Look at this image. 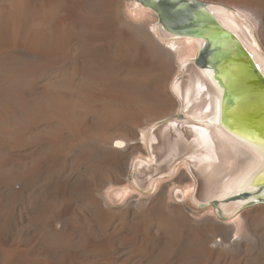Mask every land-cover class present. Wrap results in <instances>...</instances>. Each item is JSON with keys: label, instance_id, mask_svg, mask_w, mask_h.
Returning <instances> with one entry per match:
<instances>
[{"label": "bare ground", "instance_id": "6f19581e", "mask_svg": "<svg viewBox=\"0 0 264 264\" xmlns=\"http://www.w3.org/2000/svg\"><path fill=\"white\" fill-rule=\"evenodd\" d=\"M206 1L264 75V0ZM152 10L0 0V264H264L261 141Z\"/></svg>", "mask_w": 264, "mask_h": 264}, {"label": "water", "instance_id": "95a60500", "mask_svg": "<svg viewBox=\"0 0 264 264\" xmlns=\"http://www.w3.org/2000/svg\"><path fill=\"white\" fill-rule=\"evenodd\" d=\"M138 1L156 12L167 32L205 39L195 65L213 70L224 91L221 125L237 136L264 141V75L237 36L215 21L210 4L196 0ZM261 200L264 202V197Z\"/></svg>", "mask_w": 264, "mask_h": 264}, {"label": "rangeland", "instance_id": "374dc122", "mask_svg": "<svg viewBox=\"0 0 264 264\" xmlns=\"http://www.w3.org/2000/svg\"><path fill=\"white\" fill-rule=\"evenodd\" d=\"M196 1H199V2H202V3H206V4H221V3H216V2H208V1H206V0H196ZM140 2V1H139ZM223 6H229V5H226V4H223ZM229 8H233V7H231V6H229ZM233 9H235V8H233ZM153 11V13L155 14L156 12L154 11V10H152ZM127 15H129L128 13H127ZM128 17V16H127ZM132 17V16H131ZM129 20H132V21H134V22H137L138 20H140V21H138L139 23H142V22H145L146 20H148V21H153V19L154 18H156V14H155V16H153V15H151V14H149L148 13V15H147V13H141L136 19L134 18V17H132V18H130V15H129ZM133 18H134V20H133ZM145 20V21H144ZM155 20V19H154ZM137 22V23H138ZM181 169H183V166H181L180 167ZM139 191H137V190H130L129 192H127L126 193V195H124V197H125V199H123L122 200V202H119V203H123L125 200H127L129 197H131L132 195H139V193H138ZM152 193V192H154V190H151V191H149V193ZM123 197V198H124ZM185 202V200L183 201V203ZM210 213V212H209ZM23 214L21 213V212H18L17 213V218L18 219H22L23 217Z\"/></svg>", "mask_w": 264, "mask_h": 264}, {"label": "snow or ice", "instance_id": "6c2138e0", "mask_svg": "<svg viewBox=\"0 0 264 264\" xmlns=\"http://www.w3.org/2000/svg\"><path fill=\"white\" fill-rule=\"evenodd\" d=\"M157 2H158V0H157ZM260 143H261V145H262V150H264V141H261ZM260 175H261L262 178H264V171H262ZM245 179H247V178H245ZM255 179H256V178L253 177V178H252V181L255 182Z\"/></svg>", "mask_w": 264, "mask_h": 264}]
</instances>
